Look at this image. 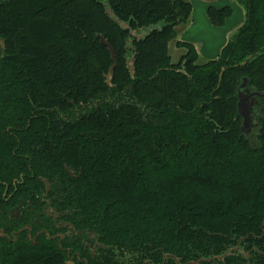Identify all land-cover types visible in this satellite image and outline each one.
I'll return each mask as SVG.
<instances>
[{
  "label": "trees",
  "instance_id": "16d2710c",
  "mask_svg": "<svg viewBox=\"0 0 264 264\" xmlns=\"http://www.w3.org/2000/svg\"><path fill=\"white\" fill-rule=\"evenodd\" d=\"M237 1L216 59L172 62L187 0H0V264H264V96L248 133L237 107L264 0Z\"/></svg>",
  "mask_w": 264,
  "mask_h": 264
},
{
  "label": "crops",
  "instance_id": "0c3cea01",
  "mask_svg": "<svg viewBox=\"0 0 264 264\" xmlns=\"http://www.w3.org/2000/svg\"><path fill=\"white\" fill-rule=\"evenodd\" d=\"M192 9L186 23L176 26V37L168 43V53L175 54L177 60L184 53L176 41L192 44L198 54V61L216 59L229 37L245 21V10L237 0H187ZM209 6L221 8L230 6L232 14L222 26H214L207 16ZM172 60V59H171ZM173 61V60H172Z\"/></svg>",
  "mask_w": 264,
  "mask_h": 264
},
{
  "label": "water",
  "instance_id": "95a60500",
  "mask_svg": "<svg viewBox=\"0 0 264 264\" xmlns=\"http://www.w3.org/2000/svg\"><path fill=\"white\" fill-rule=\"evenodd\" d=\"M102 43L105 44L108 49L111 52V56L113 59V64L110 66L108 74L106 75V81L108 84L111 83V79L113 77V70L116 65V55L114 49L111 47V45L105 40L101 39ZM0 45L4 47V42L2 39H0ZM223 71V69H222ZM130 72H133V66H130ZM246 86V80H243V83L241 85V90L238 93V103L237 107L239 110L240 115L242 116V126L241 130L248 133L250 131V128L252 127L251 117H250V110L253 108V105L257 104V100L255 97H262L264 94H261L259 92H249L248 89H245ZM247 106V107H246ZM68 170V169H67ZM68 172L72 175L71 171L68 170ZM44 182L46 184V188H49V183L47 179H44ZM204 259L200 258L197 261H194L193 264H196L197 262H200ZM65 264H73L72 262H66Z\"/></svg>",
  "mask_w": 264,
  "mask_h": 264
},
{
  "label": "flooded vegetation",
  "instance_id": "af4514ba",
  "mask_svg": "<svg viewBox=\"0 0 264 264\" xmlns=\"http://www.w3.org/2000/svg\"><path fill=\"white\" fill-rule=\"evenodd\" d=\"M253 106H254V105H253ZM246 107H247V106H246ZM249 110H250V117H251V122H252V121H253V119H252V117H253V108H252V109H249ZM252 124H253V122H252ZM252 124H251V125H252ZM45 185H46V184H45ZM46 190L48 191L49 188H48V189L46 188ZM5 194H6V189H5L4 192H3V196H5ZM20 205H21V204H17V205L11 210L10 214H12L13 216H18ZM45 211L48 213V215L52 216V218H53L54 221L57 220L59 214H58L56 211H53V210L50 208V206H49V208H46ZM60 222H61V221H60ZM60 222H59V225H57V227L60 226ZM62 225L64 226L65 224L63 223ZM29 229H30V228H29ZM2 234H3L2 229H0V235H2ZM63 237H64V235L61 234V238H63ZM70 260H71V262L74 264V262L72 261V257H71L70 259H68L66 262H68V261H70ZM66 262H65V263H66Z\"/></svg>",
  "mask_w": 264,
  "mask_h": 264
},
{
  "label": "rangeland",
  "instance_id": "374dc122",
  "mask_svg": "<svg viewBox=\"0 0 264 264\" xmlns=\"http://www.w3.org/2000/svg\"><path fill=\"white\" fill-rule=\"evenodd\" d=\"M171 59L173 60L172 62H176V61H177V57H176V55L173 54V53H171ZM68 262H71V260L68 261Z\"/></svg>",
  "mask_w": 264,
  "mask_h": 264
}]
</instances>
